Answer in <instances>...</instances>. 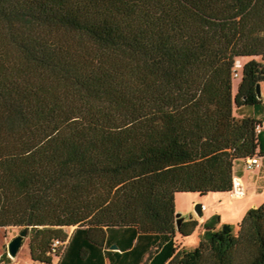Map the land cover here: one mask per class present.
Returning <instances> with one entry per match:
<instances>
[{"label": "trees", "instance_id": "obj_1", "mask_svg": "<svg viewBox=\"0 0 264 264\" xmlns=\"http://www.w3.org/2000/svg\"><path fill=\"white\" fill-rule=\"evenodd\" d=\"M257 83L264 0H0V228L38 264H264V203L175 241L176 194L264 157V118L233 114Z\"/></svg>", "mask_w": 264, "mask_h": 264}, {"label": "rangeland", "instance_id": "obj_2", "mask_svg": "<svg viewBox=\"0 0 264 264\" xmlns=\"http://www.w3.org/2000/svg\"><path fill=\"white\" fill-rule=\"evenodd\" d=\"M246 62V60H244ZM239 83V79L233 81L232 86V95L235 96L237 91V86ZM260 84L261 89V99L264 102V84ZM261 106H245L241 109H233V114L236 117H240L243 115H251L254 117H257L258 119L264 118V111H262ZM259 160H262V158H259ZM263 161V160H262ZM259 167L254 168L253 170H247L245 167V163L243 161H237L234 165V175H245L247 178H249L250 185H254L255 183L258 184V188L262 189L264 188V167L262 170V174L259 175L257 173ZM256 181V182H255ZM235 187H236V180L234 181ZM234 187V189H235ZM233 193V192H232ZM261 191H257L254 194L253 201L257 197L261 196ZM200 197V200L196 202V204L204 203L206 204V211H203L201 216H198L194 213V206H192V203L195 199ZM231 199V196L229 193H222L217 195H205V196H199L198 194H179L175 197V210L176 213L180 214V217L185 221V223H188L189 221H196L198 223V226L196 227L193 234L181 242V249H184L185 251L192 250L196 247L200 239L203 237V233L201 226L203 227L204 224H201L200 220H204L206 216L212 213L211 217L218 216L219 214L222 215L223 219L227 221L228 225L236 226V222L234 221L233 216L229 213L231 207L227 202ZM264 203V202H263ZM261 205V204H260ZM259 205V206H260ZM175 213V214H176ZM209 218V219H210ZM242 220V219H241ZM208 221V220H207ZM183 222V221H182ZM215 229H217L218 222L214 223ZM221 226H219L220 228ZM218 228V229H219ZM22 230V228L19 227H5L0 228V264H28L30 260L29 256V249H28V242H29V234L27 237L24 238L23 243L17 253V255L14 258H11L8 256L7 253V244L19 234V232ZM68 233L72 231V228L66 229ZM237 231V228L234 229V232Z\"/></svg>", "mask_w": 264, "mask_h": 264}, {"label": "crops", "instance_id": "obj_3", "mask_svg": "<svg viewBox=\"0 0 264 264\" xmlns=\"http://www.w3.org/2000/svg\"><path fill=\"white\" fill-rule=\"evenodd\" d=\"M262 160H259V169L257 171V173L259 175L262 174V170H263V167H264V157H262ZM235 180H236V187H235V183H234ZM238 183L240 185L239 187H238ZM234 187H235L234 191L232 189V191L228 192L230 194V196H231V199L227 203L231 207L229 213L233 216L234 221L237 224V223H239L241 221V219L243 218L244 214L246 213V211L248 209L256 208V207H258L260 204H262L264 202V188L259 189L258 188V184H256V183L253 186L250 185L249 178H247L245 175H239V176L234 175V168H233V188ZM259 190L261 191V193H260L261 196L257 197L255 199V201H253L254 194L257 191H259ZM235 191H240L241 194H237V195L235 194L236 196H232L234 193H236ZM179 194H193V193H179ZM179 194H176V196L179 195ZM217 194H222V193H215V194L213 193L212 195H217ZM199 200H200V197L195 199L193 201V203H192V206L195 205L196 202H198ZM201 204H202V212L206 211V204H204V203H201ZM211 215H212V213L209 214L208 216H206L203 221L200 220L201 224H204L207 220H209ZM182 223H185V221L183 220ZM222 224H227V221L225 219H223L221 214H219V223H218V225L221 226ZM219 226L217 227V229L219 228ZM201 228H203V227L201 226ZM203 232H204V228L202 229L201 234ZM190 236L182 238L180 236V234L178 232H176L175 241H176V244L178 245L179 249L181 248V242L184 241L185 239L189 238ZM112 245H115V244H112ZM115 246L117 247V245H115ZM116 250H118V247H117ZM116 250H114V251H116ZM28 264H38V263H34L31 260H29Z\"/></svg>", "mask_w": 264, "mask_h": 264}, {"label": "water", "instance_id": "obj_4", "mask_svg": "<svg viewBox=\"0 0 264 264\" xmlns=\"http://www.w3.org/2000/svg\"><path fill=\"white\" fill-rule=\"evenodd\" d=\"M255 92H256V95H257V98L260 99L261 98V89H260V84L257 83L255 85ZM194 213L197 214L198 216H201L202 214V204H195L194 208ZM175 218H176V228L177 230L180 228V225L183 221V219L180 217V214L179 213H176L175 214ZM29 233V227H24L17 236H15L8 244H7V253H8V256L11 257V258H14L22 243H23V240L25 237H27ZM110 249L111 250H116L117 247L115 245H111L110 246Z\"/></svg>", "mask_w": 264, "mask_h": 264}, {"label": "built area", "instance_id": "obj_5", "mask_svg": "<svg viewBox=\"0 0 264 264\" xmlns=\"http://www.w3.org/2000/svg\"><path fill=\"white\" fill-rule=\"evenodd\" d=\"M241 67V63L239 60L235 61V65H234V69H233V78H237L238 76V70ZM264 126V124H263ZM260 131V127L257 126L256 127V132ZM245 167L247 170H253L254 168L259 167V159L257 156H253L251 158H248L245 160ZM63 244L59 241V240H54L52 243V247H53V252L55 253L58 248L62 247Z\"/></svg>", "mask_w": 264, "mask_h": 264}, {"label": "bare ground", "instance_id": "obj_6", "mask_svg": "<svg viewBox=\"0 0 264 264\" xmlns=\"http://www.w3.org/2000/svg\"><path fill=\"white\" fill-rule=\"evenodd\" d=\"M239 183H238V187H239ZM236 193H234L232 196H236L237 194H241L240 191H235ZM236 194V195H235Z\"/></svg>", "mask_w": 264, "mask_h": 264}]
</instances>
